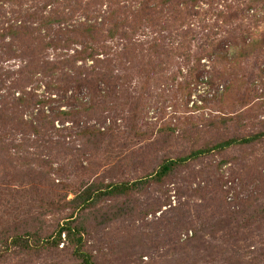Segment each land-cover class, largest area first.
<instances>
[{
  "label": "rangeland",
  "instance_id": "374dc122",
  "mask_svg": "<svg viewBox=\"0 0 264 264\" xmlns=\"http://www.w3.org/2000/svg\"><path fill=\"white\" fill-rule=\"evenodd\" d=\"M66 1L0 0V264H81L65 235L26 255L5 234L41 217L49 236L72 213L91 264H264V136L148 179L165 159L264 134V0H157L155 23L131 18L147 0H79L89 18ZM118 3L127 19L110 37ZM55 11L66 16L49 25ZM84 24L104 31L98 64L33 76L16 55L12 30L26 27L40 39V67L71 61L82 44H47ZM93 73L110 82L92 91L81 81ZM42 115L54 126L38 137ZM90 184L135 192L78 208L74 192Z\"/></svg>",
  "mask_w": 264,
  "mask_h": 264
},
{
  "label": "trees",
  "instance_id": "16d2710c",
  "mask_svg": "<svg viewBox=\"0 0 264 264\" xmlns=\"http://www.w3.org/2000/svg\"><path fill=\"white\" fill-rule=\"evenodd\" d=\"M70 0H67L66 2H69ZM75 2H78L79 4V9L81 10L84 15H86L88 18V8L81 7V2L79 0H74ZM91 1V0H89ZM124 1H131V0H124ZM157 0H147L143 2L139 9L136 10L134 13H131L132 20H135V22L139 21H147L151 23L156 22V15L154 13V7L157 3ZM192 1V3L195 0H188ZM187 2V1H186ZM185 2V3H186ZM15 3V2H14ZM159 3L164 4V3H174V4H180L183 3V0H159ZM153 4V5H152ZM152 5V6H151ZM159 5V4H157ZM124 7H120L119 3L116 6V9L111 10L108 19H106L105 23H107L110 27L106 30L108 31V34L110 37H114L117 34H119L118 27L121 23L118 21H122V19H125L127 15L126 12L124 11ZM75 11V10H74ZM55 11V18H49V25L50 23L56 24L57 22H63L62 20L65 18V13ZM31 19V17H29ZM38 18L37 16L32 17V19ZM127 19V18H126ZM124 20V22L126 21ZM39 21L41 22V25L43 26V21H46L44 17H39ZM58 24V23H57ZM40 26V28L42 27ZM45 27V25L43 26ZM14 39H15V52L17 55V52L19 51V56L23 58H30V62L28 63V66L26 67V70H30V73L33 76H36L39 74L38 71H46V70H52V72L64 70L65 68L71 66L77 61H84L89 59L90 61H93L95 64L97 63V60L95 59L96 56L99 55V52L94 49L93 45L98 44L99 39L103 36V30L101 29L100 26H95V25H89V24H84L79 27H75L72 30H68L64 32L63 30L59 29L58 30V37L57 39L54 38L49 44V46H57L58 48L62 49H70L74 44H82L83 45V50L81 52H76L74 55L73 60H63L58 63H45L44 67H40L38 65V59H40V51L39 49L40 46V39L36 38V36L32 33V30H28L26 27H20V29H13L12 30ZM17 41V42H16ZM245 43V42H243ZM213 53V52H212ZM41 69V70H40ZM94 76H92L90 79H85L82 80L81 83L83 85L88 86L92 91H96L99 88L100 84H106L107 82H110V75L107 74H96L93 73ZM77 82V81H75ZM22 100V99H21ZM36 103H42L45 104V102H39L37 101ZM87 110V109H86ZM88 111V110H87ZM81 110L77 113L80 114ZM73 112H59L58 116H55L54 119H59V118H64V119H72L73 116L77 115ZM57 115V114H56ZM74 120V119H73ZM53 121H47L45 116H39L38 119L36 120V124H31V129L34 132L35 136H40L41 133L48 129L49 127H53L54 124ZM38 125V126H37ZM33 126V127H32ZM37 126V127H36ZM89 132H91L89 129H86L82 131V135H86ZM99 133V132H96ZM95 134H93V137H95ZM264 134H257L252 138H245V139H235V140H227V141H222L216 145L205 147L204 149L199 148V149H192L189 154H186L184 156L177 157L175 159H165L163 160L160 165L158 166V169L155 173L150 175L149 178L155 179V180H160L162 181L166 177L172 175V173L178 168L186 165L187 163L191 161H198L201 157L211 154L212 152H220L223 151L227 148L232 147L233 145L236 144H241V145H247L251 143L254 139H258L260 137H263ZM147 179V180H148ZM135 185H128V184H114V185H105L101 186V184H90L88 186H81L80 189L75 191L76 199L73 201V204H80V206H77L78 208H81L83 206H87L88 203H92L93 201H96V199L99 200L100 197H103L101 195H105L106 197L112 196L115 194H121V195H130L133 192H135L134 187ZM220 192H215L213 196L209 197L208 199L213 201L215 205H217L219 208H221L220 204V199L218 198ZM221 194V193H220ZM100 196V197H99ZM66 205V204H65ZM50 207H54L53 205H50ZM66 208V206H64ZM43 208V206L39 207ZM45 208V207H44ZM62 208V206H61ZM49 209V208H46ZM56 212H60V210L53 211L49 209L50 214H54ZM255 213H252L254 215ZM74 213L72 215L65 219V222L62 226L55 228V230L49 234V236L44 235L45 231L41 230V227H38V224L40 223L41 217H34L32 219V224L27 230L20 229L17 232L8 230L5 232L7 235V240L13 239L12 240V247L19 246L20 250L19 252L25 253L26 255H31L35 250L39 249L44 241H49L50 239H53L56 237L58 241H60L62 235H65V238H67L68 243L70 244L71 248L74 249V255H76L78 258L81 259V264H91L90 262V257L83 252L82 247H83V238H82V232L83 230L78 227L74 226ZM11 237V238H10ZM40 244V245H38ZM58 245V244H57ZM6 253V252H4ZM3 255V252H2Z\"/></svg>",
  "mask_w": 264,
  "mask_h": 264
}]
</instances>
